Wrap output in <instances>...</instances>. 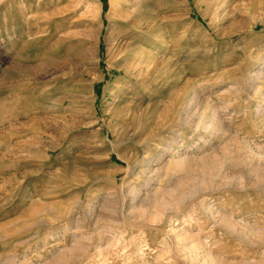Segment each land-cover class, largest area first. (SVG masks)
I'll return each mask as SVG.
<instances>
[{
  "label": "rangeland",
  "instance_id": "rangeland-1",
  "mask_svg": "<svg viewBox=\"0 0 264 264\" xmlns=\"http://www.w3.org/2000/svg\"><path fill=\"white\" fill-rule=\"evenodd\" d=\"M0 264H264V0H0Z\"/></svg>",
  "mask_w": 264,
  "mask_h": 264
}]
</instances>
